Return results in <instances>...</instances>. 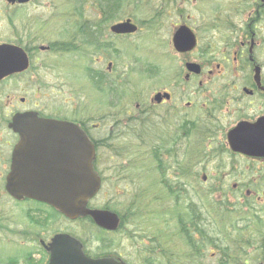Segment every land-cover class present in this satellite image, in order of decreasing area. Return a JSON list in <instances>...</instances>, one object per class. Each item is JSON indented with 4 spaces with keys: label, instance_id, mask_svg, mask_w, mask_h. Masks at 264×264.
<instances>
[{
    "label": "flooded vegetation",
    "instance_id": "af4514ba",
    "mask_svg": "<svg viewBox=\"0 0 264 264\" xmlns=\"http://www.w3.org/2000/svg\"><path fill=\"white\" fill-rule=\"evenodd\" d=\"M160 1L166 3L167 12L156 13L154 33L161 48V19L172 17L169 69L156 68L155 88L149 94L141 92L135 108L123 104L124 92H118V105L111 101L103 119L86 120L66 115L74 105L64 95H49L48 67L32 33L31 13L37 0H0V45H18L30 57L26 70L0 80V264H91L89 260L109 258L132 263L122 254L93 246L92 230L113 232L98 227L91 217L73 220L46 202L17 198L7 187L20 140L12 123L17 114L32 111L44 118L72 121L85 130L96 151L94 168L114 196L131 189L133 193L135 185L143 187L145 144L153 141L157 164H174L182 177L201 180L197 192L211 190L224 202L220 210L235 211L237 221H245L238 230L230 228L239 249L246 248L235 258L244 264H264V0ZM84 9L73 13L86 19L79 22L80 31H90L84 44L110 57L108 51L116 43L112 34L128 36L119 30L122 25H116L129 18L103 28L100 18L106 20L110 13L103 10L99 19L91 21ZM25 11V24L18 29ZM100 73L105 95H114L113 83L107 81L110 74ZM102 122L104 137L98 136ZM130 126H135L137 138L122 139L117 131ZM58 234L82 242L83 253L55 251ZM241 234L253 243L242 242ZM137 240L133 252L151 245L149 238ZM211 249L212 258L221 261L223 248Z\"/></svg>",
    "mask_w": 264,
    "mask_h": 264
},
{
    "label": "rangeland",
    "instance_id": "374dc122",
    "mask_svg": "<svg viewBox=\"0 0 264 264\" xmlns=\"http://www.w3.org/2000/svg\"><path fill=\"white\" fill-rule=\"evenodd\" d=\"M117 4L122 3L120 6L121 9L116 15H112L107 7L102 4V0H83L84 6L86 8V17H91L92 19H99L101 17L102 9H105L110 13V21L107 23L102 22V27L106 28L107 25L111 22H116L122 18L130 17L133 21L139 26V30L136 33L129 34L127 37H116L112 34L111 39L115 41V46H113L109 52L110 57H105L104 54L91 52V49L85 48L87 52H91L90 58L88 56L82 55L81 52L76 50L69 52H58V51H48L43 52L42 60L48 65L47 67V81L49 87V95H64V97L69 100V104L74 105L66 109L68 112L66 115L80 117L81 119H93L100 120L103 119L106 113L109 112L110 103L112 99H115L114 95H102L95 85H93L91 79L86 73V69H98L101 72H107L110 74L107 81H116L119 87L118 92L123 93V104L135 105L138 100L143 97L141 92L149 94L153 91L157 84L156 76L157 69H169L170 65L167 64V61H170L171 56L168 48V37H169V26L171 23L172 17L169 19L167 15H164L161 19V48H159V38L155 36V16L156 13L160 10L167 12V8H163L164 4L160 0H114ZM64 0H59L57 2V7H54L56 0H37L36 10H32V16L36 20H51L50 25L48 26L47 32L50 40H43L42 44L48 45L51 41L60 42L66 41V47H74L72 43V34L74 33L73 29V20L67 19V17H73V12L65 9L63 6ZM69 7L71 3L65 2ZM82 3V4H83ZM58 4L60 8H58ZM64 7V8H63ZM56 9L59 11L57 16H54ZM63 9V12L60 10ZM59 13H64L62 17H65V20L59 17ZM85 19L84 16L81 17V21ZM88 19V18H87ZM102 21L103 19L100 18ZM26 21V11L19 16L17 22V28L22 27ZM34 20H32L33 22ZM69 21L71 24H69ZM36 28L33 23V28ZM19 29V28H18ZM34 33H37L36 29H33ZM109 35V34H108ZM65 40H64V39ZM81 41L82 38L77 39ZM40 51V50H39ZM41 53V51L39 52ZM40 54V55H42ZM101 61H100V60ZM112 62L111 71L109 70V63ZM157 68V69H156ZM174 69V68H173ZM176 71H180L179 67H175ZM81 92V93H80ZM117 92V93H118ZM144 94V93H143ZM121 101V99L119 100ZM122 104V103H121ZM76 112H72L71 110ZM98 136L105 135V124L102 122V127L98 131ZM152 166V165H151ZM154 167V166H152ZM148 168V169H146ZM145 169V174L149 173V166ZM151 175L158 177L159 179L165 178L168 184L173 185L175 188L176 185H182L187 189L186 194L190 201L203 203L204 199L198 194L195 188L200 187V184L192 178H184L181 175L177 174L176 171L172 168L166 169L162 174L158 172L155 167L150 171ZM144 183V180H143ZM107 186L105 185L104 189L100 195L95 199L94 203L101 206L106 203H111L113 208L121 209L128 205L132 190L129 194L122 196H113L107 195ZM131 193V194H130ZM215 208H211L210 212L215 214ZM220 211V210H219ZM228 212L225 213V215ZM231 213V214H230ZM228 213V217L225 216L223 223H226L228 227L238 230L237 228H242L245 225V221H237L239 214L237 212ZM209 214V222L212 223V226L217 229L219 228L218 219H213ZM230 218V219H228ZM222 225V223L220 224ZM211 226V227H212ZM148 228L147 230H149ZM145 232L133 231V237H129L124 233L123 230L119 232H114L110 235H100L97 230H92L91 239L96 241L93 243V246H101L100 250L103 248H108L110 251H115L118 253L124 254L125 257H129L133 264H139L138 261L133 259V242L140 237V235ZM86 236V235H85ZM101 236L104 237V240H100ZM97 238L99 241H97ZM245 240V239H244ZM246 243V241L244 242ZM248 247V252L252 248ZM254 248V247H253ZM246 249V248H245ZM211 246L206 252V257L203 259L205 264H217V261L210 260L208 257L211 253ZM131 254V256H130ZM208 255V256H207ZM153 264H158V261H155Z\"/></svg>",
    "mask_w": 264,
    "mask_h": 264
},
{
    "label": "water",
    "instance_id": "95a60500",
    "mask_svg": "<svg viewBox=\"0 0 264 264\" xmlns=\"http://www.w3.org/2000/svg\"><path fill=\"white\" fill-rule=\"evenodd\" d=\"M134 30L136 26L128 23L120 28L124 32ZM28 64V56L21 47L0 45V79L26 69ZM12 127L20 134V141L14 152L7 186L17 198L30 197L47 202L71 219L90 215L108 230L119 227L120 217L116 212L88 206L89 200L99 192L102 180L93 168L94 145L79 125L41 118L36 112H29L16 115ZM54 149L58 153H52ZM55 245V251L83 253V244L68 234L57 235ZM89 261L92 264H127L115 259Z\"/></svg>",
    "mask_w": 264,
    "mask_h": 264
},
{
    "label": "trees",
    "instance_id": "16d2710c",
    "mask_svg": "<svg viewBox=\"0 0 264 264\" xmlns=\"http://www.w3.org/2000/svg\"><path fill=\"white\" fill-rule=\"evenodd\" d=\"M73 28L75 29V25ZM89 32V30L85 32L78 30L74 34L70 33L73 34L74 40L80 36L83 38L82 47H76V51L83 55L88 54L84 42L89 40ZM69 50L73 49L65 47V51ZM87 74L97 88L103 91L105 86L103 75L89 67ZM112 83L113 92L117 94L119 90L117 82L112 81ZM112 105L115 107L118 105L116 95ZM120 130L117 133L122 139H136L138 136L135 126L134 129L130 126L128 128L121 127ZM145 145L144 168L149 166V173L144 175L143 187L139 189L135 185L128 205L117 209V212L123 215L119 231L123 230L129 237H133V231L145 232L140 236L150 239V247L135 250L132 254L133 258L145 264H153L155 261H158V264H205L203 259L206 257L207 249L210 246H217L223 248V257L217 264H244L242 260L235 257L238 256L239 251L246 252V249L244 247L239 249L235 242V236L230 232V227L223 223L225 213L229 212L220 210V204L224 202L218 201L211 190L201 194L198 192L204 199L203 203L192 202L187 197V189L182 185H176L175 188L168 184L165 178L159 179L151 175L150 171L154 167L163 174L166 169L174 168L175 165L157 164L155 159L157 152L153 147V141L146 142ZM105 205L112 207L111 203ZM212 207L216 210L215 214L210 212ZM209 214H213L211 216L213 219H218L219 228L215 229L209 222ZM221 223L222 225H220ZM127 224H130L131 227H127ZM148 228L150 229L147 230ZM98 233L104 235L103 231L98 230ZM240 236L243 238L242 242L253 243L251 238H246L245 234ZM104 239L101 236L100 240ZM97 241H99L98 238ZM137 241H134L133 245H136ZM233 246L236 247L235 251L232 250ZM103 250L109 251L108 248Z\"/></svg>",
    "mask_w": 264,
    "mask_h": 264
},
{
    "label": "bare ground",
    "instance_id": "6f19581e",
    "mask_svg": "<svg viewBox=\"0 0 264 264\" xmlns=\"http://www.w3.org/2000/svg\"><path fill=\"white\" fill-rule=\"evenodd\" d=\"M102 4L109 9L113 16L119 12V10L121 9L120 6L122 5V3L117 4L114 0H102Z\"/></svg>",
    "mask_w": 264,
    "mask_h": 264
}]
</instances>
